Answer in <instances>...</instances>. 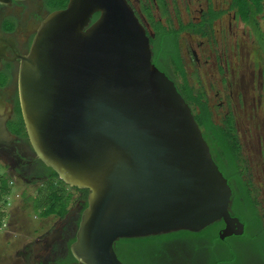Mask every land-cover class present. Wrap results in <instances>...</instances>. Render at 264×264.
<instances>
[{
    "label": "water",
    "instance_id": "obj_1",
    "mask_svg": "<svg viewBox=\"0 0 264 264\" xmlns=\"http://www.w3.org/2000/svg\"><path fill=\"white\" fill-rule=\"evenodd\" d=\"M18 88L39 159L89 191L70 247L82 264H123L120 239L197 233L221 221V239L243 234L228 180L191 106L153 63L127 0H68L48 14L22 58Z\"/></svg>",
    "mask_w": 264,
    "mask_h": 264
},
{
    "label": "flooded vegetation",
    "instance_id": "obj_2",
    "mask_svg": "<svg viewBox=\"0 0 264 264\" xmlns=\"http://www.w3.org/2000/svg\"><path fill=\"white\" fill-rule=\"evenodd\" d=\"M127 1L150 37L152 61L156 58L154 50L156 41L159 47L164 44L157 39V31L165 28L167 31L178 32L179 56L190 86L204 95L215 123L223 125L226 121H232L242 154L245 149L239 135L234 111L229 108L223 120L217 122L214 118L213 106L206 93L191 84L188 69L190 64L194 63L198 66V74L201 75L203 63L206 67L213 55L217 62H220L221 58H219L217 48L219 42L216 37L220 30L225 35V40H228L229 36L234 40L231 50H234L233 56L238 57L237 55L243 50L238 24L243 28H250L252 35L254 31L260 33L261 37L256 34L253 36L258 44L263 46L264 34L257 18L264 14V0L261 1L260 11L257 10V7L246 6V11L243 9L244 12H247L246 15L235 3V0H228L226 9L218 7L217 0H198L200 8L194 6L193 0L179 2L180 7L177 6L178 0ZM52 7L51 0L0 1V166L7 172L14 184L17 180L27 185L40 183L36 187H40V193L47 189L51 195L57 194L56 197L60 195L61 201L58 202L66 204L64 214H50L44 217L47 218L45 221L47 224L42 227L43 232L38 231V236L26 246L27 248L18 250L16 257L21 259L22 264H82L75 259L70 247L75 241L82 214L88 205L89 191L60 182V179L54 177L49 171V167L39 159L27 136L19 99L18 74L22 58L28 55L37 30L45 17L51 12L59 10ZM219 24L224 25V28L218 29ZM183 40L187 42L188 46L184 45ZM162 50L157 58L167 66L165 69L157 67L172 80V77L177 75L168 60L166 47L165 49L162 47ZM219 52L221 51L219 50ZM217 72L223 89H231L232 84L225 76L226 68L219 64ZM172 81L176 85V82ZM224 90L222 88L218 90L217 96H220V91ZM228 92V97L220 100V106L224 104L232 106L233 91L231 89ZM3 123H5L9 135L2 131ZM242 168L245 173L243 165ZM52 183L53 185H51ZM52 200L54 204L57 203L54 196Z\"/></svg>",
    "mask_w": 264,
    "mask_h": 264
},
{
    "label": "trees",
    "instance_id": "obj_3",
    "mask_svg": "<svg viewBox=\"0 0 264 264\" xmlns=\"http://www.w3.org/2000/svg\"><path fill=\"white\" fill-rule=\"evenodd\" d=\"M261 1L235 0V3L246 15L247 12L243 11L246 6L257 7L260 11ZM67 2L68 0H51L52 8H65ZM98 16L96 13L92 21L94 22ZM156 36L164 44L159 47L156 41L154 45L156 58L153 59V63L160 68H166L167 64L157 58L160 50L163 51L162 47L164 49L166 47L168 60L177 75L172 77V80L176 82L178 91L191 106L213 159L228 180L232 189L230 211L243 222L244 232L242 235L221 239L219 232L224 227L221 221L197 233L179 231L144 238L120 239L114 244L115 251L123 264H264V222L260 215L258 200L253 194L252 183L245 177L242 168L241 146L237 141L233 123L231 120L223 125L215 123L204 95L190 86L179 56L178 32L161 28ZM178 78L181 79L179 82ZM48 169L58 178L51 168ZM53 196L56 204L53 203ZM58 201L61 200L55 194L49 193L43 200L37 201L36 206H42L40 208L46 213L44 217L50 214L62 215L66 211V204ZM54 207L57 209L53 210Z\"/></svg>",
    "mask_w": 264,
    "mask_h": 264
},
{
    "label": "rangeland",
    "instance_id": "obj_4",
    "mask_svg": "<svg viewBox=\"0 0 264 264\" xmlns=\"http://www.w3.org/2000/svg\"><path fill=\"white\" fill-rule=\"evenodd\" d=\"M183 1L178 0L177 6L180 7V3ZM216 2L220 8L228 7V0H217ZM192 3L195 7L200 8L198 0H193ZM257 22L260 23V29L264 34V14L258 16ZM225 23L227 22L225 21ZM220 28H224V25L219 24L218 29ZM237 28L243 47V50L237 55V59L233 56L234 50H231L234 40L230 39L229 35H227L229 39L225 40V35L220 30L216 34L219 42L217 48L219 58H221L220 62H217L213 55L206 67L203 63L201 75L198 74V66L194 63L190 64L188 73L191 84L206 93L213 106L214 118L217 122L223 120L229 108L234 111L239 135L245 149L242 153L245 177L252 183L253 194L258 200L260 215L264 222V44L263 46L258 44L253 36L256 34L261 37L257 31H254L252 35V31L248 27L243 28L238 24ZM183 43L188 46L185 40ZM219 64L226 68L225 76L233 85L230 87L233 91L232 106L230 107L226 104L219 105L220 100L227 98L228 91L231 90H224L222 87L217 72ZM221 88L224 91H220V96H217V92ZM15 182L14 185L10 183V177L0 166V188L12 190L9 233L2 234L0 232V264H22L21 259L16 257V253L18 250L27 248L26 246L38 236L37 232L42 231V227L47 224L45 223L47 218H44L46 213L40 208L42 206H36L37 201L43 200L49 194L47 189L40 193V187L36 188L40 183L27 185L18 180ZM2 197L6 198L7 196L2 193L0 198ZM57 197L61 200L60 195ZM56 209L54 207L53 210Z\"/></svg>",
    "mask_w": 264,
    "mask_h": 264
},
{
    "label": "built area",
    "instance_id": "obj_5",
    "mask_svg": "<svg viewBox=\"0 0 264 264\" xmlns=\"http://www.w3.org/2000/svg\"><path fill=\"white\" fill-rule=\"evenodd\" d=\"M10 183L14 185V182L10 180ZM0 193L5 194L6 198H0V232L2 234L9 233V218L11 217V199L10 194L12 190L10 188H0Z\"/></svg>",
    "mask_w": 264,
    "mask_h": 264
}]
</instances>
